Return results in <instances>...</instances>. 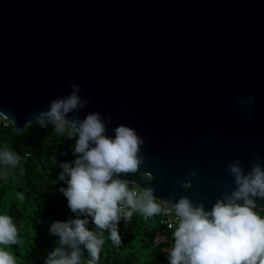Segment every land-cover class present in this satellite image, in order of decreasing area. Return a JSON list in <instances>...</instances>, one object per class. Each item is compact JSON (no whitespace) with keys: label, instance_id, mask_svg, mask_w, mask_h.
I'll return each instance as SVG.
<instances>
[{"label":"water","instance_id":"water-1","mask_svg":"<svg viewBox=\"0 0 264 264\" xmlns=\"http://www.w3.org/2000/svg\"><path fill=\"white\" fill-rule=\"evenodd\" d=\"M72 84L89 103L70 116L143 138L154 179H121L210 211L231 161L264 165V0H0V124L20 135Z\"/></svg>","mask_w":264,"mask_h":264},{"label":"clouds","instance_id":"clouds-1","mask_svg":"<svg viewBox=\"0 0 264 264\" xmlns=\"http://www.w3.org/2000/svg\"><path fill=\"white\" fill-rule=\"evenodd\" d=\"M70 87L69 95L51 100L48 109L37 112L24 129L33 124L42 128L52 125L57 133L67 132L69 139L75 138L76 158L60 165L59 179L67 187L59 191L77 218L50 225L49 234L59 237V246L48 254L45 264H85L84 251L89 256L86 264H97L105 243L104 232L119 246L122 238L118 224L122 218L129 223L133 212L148 218L166 209L157 202L153 188L136 191L129 188L128 180L120 178L139 173L148 181L154 179L151 173L140 172L143 138L123 124L113 129L114 136H108L105 120L110 122L112 117L102 118L98 112H89L83 119L70 116L89 103L79 95L78 84ZM20 159L14 151H0V163L5 166L16 167ZM256 161L247 172L239 159L227 165L235 187L223 192L210 211L202 202L187 197L175 203L173 196L162 201L170 205L167 211L174 212L178 220L174 242L166 249L169 264H264V217L256 211L257 200H264V165L258 162L259 154ZM177 183L185 189L191 187L190 182ZM88 217L99 231L88 228ZM17 236L12 217L0 215V264H16L5 248L16 244Z\"/></svg>","mask_w":264,"mask_h":264},{"label":"trees","instance_id":"trees-1","mask_svg":"<svg viewBox=\"0 0 264 264\" xmlns=\"http://www.w3.org/2000/svg\"><path fill=\"white\" fill-rule=\"evenodd\" d=\"M74 145L75 138L69 139L67 132L57 133L49 126L33 124L17 135L10 126L0 124V151L8 149L21 158L16 167L0 163V215L11 216L18 229L17 243L5 250L13 254L16 264H45L48 254L59 246V237L49 234L50 225L77 218L59 191L67 187L59 179L60 165L76 158ZM257 214L264 217L263 212ZM158 217L146 218L133 212L131 226L116 248L109 233L104 232L105 243L97 264H169L166 249L174 242L173 233L178 224L166 230L157 225ZM88 219V228L99 231ZM153 224L157 230L151 232L149 227ZM88 259L84 251L85 264Z\"/></svg>","mask_w":264,"mask_h":264},{"label":"built area","instance_id":"built-area-1","mask_svg":"<svg viewBox=\"0 0 264 264\" xmlns=\"http://www.w3.org/2000/svg\"><path fill=\"white\" fill-rule=\"evenodd\" d=\"M130 189H135L136 191H139L135 186L129 185ZM163 209H166V211H162L159 214L157 225L159 227H164L166 230H172L177 224L178 220L174 215V212L167 211L170 207L162 206ZM132 221V218H131ZM131 221L129 223H126L124 219L122 218L118 224V230L121 235V238L123 239L125 237L126 232L129 230L131 226ZM156 237L162 242L164 241V238H162L160 235H156ZM112 242V241H111ZM112 245L116 248L117 246L112 243Z\"/></svg>","mask_w":264,"mask_h":264},{"label":"rangeland","instance_id":"rangeland-1","mask_svg":"<svg viewBox=\"0 0 264 264\" xmlns=\"http://www.w3.org/2000/svg\"><path fill=\"white\" fill-rule=\"evenodd\" d=\"M149 230H150L151 232L156 231V230H157V226H156L155 224H153V225H151V226L149 227ZM151 232H150V233H151Z\"/></svg>","mask_w":264,"mask_h":264}]
</instances>
